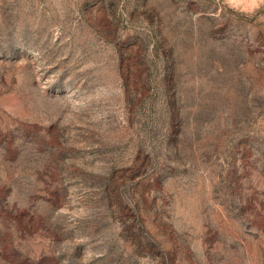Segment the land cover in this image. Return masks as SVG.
<instances>
[{"label":"rangeland","instance_id":"obj_1","mask_svg":"<svg viewBox=\"0 0 264 264\" xmlns=\"http://www.w3.org/2000/svg\"><path fill=\"white\" fill-rule=\"evenodd\" d=\"M0 264H264V0H0Z\"/></svg>","mask_w":264,"mask_h":264}]
</instances>
